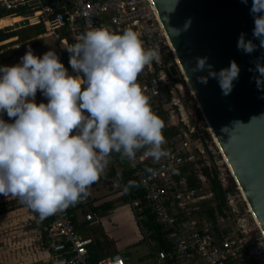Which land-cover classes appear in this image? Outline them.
<instances>
[{
  "label": "clouds",
  "instance_id": "9594fccd",
  "mask_svg": "<svg viewBox=\"0 0 264 264\" xmlns=\"http://www.w3.org/2000/svg\"><path fill=\"white\" fill-rule=\"evenodd\" d=\"M249 14L252 38L241 32L236 42L244 53L264 49V0H251ZM62 48L71 72L54 48L38 56L29 47L17 63L0 64V195L17 198L40 220L85 200L113 152L132 161L146 149L154 163L171 155L163 146L164 122L137 83L160 59L157 48L145 47L132 27L119 33L89 27ZM207 60L195 57L193 71L207 73L197 80L215 78L221 94H229L238 64L231 60L215 70ZM261 60L255 61L258 88L264 86ZM38 91L46 102H36ZM136 186L129 179L122 191Z\"/></svg>",
  "mask_w": 264,
  "mask_h": 264
},
{
  "label": "built area",
  "instance_id": "2783aa9c",
  "mask_svg": "<svg viewBox=\"0 0 264 264\" xmlns=\"http://www.w3.org/2000/svg\"><path fill=\"white\" fill-rule=\"evenodd\" d=\"M0 13H24L25 17L19 16L35 19L42 30L40 37L54 39L59 57L67 66L64 43H74L89 27H103L117 33L132 27L145 47L157 48L160 59L138 74L137 83L149 97L151 110L157 115L163 113L166 127L175 128L173 135L162 133L163 146L171 155L154 163L146 155V149H140L134 160H122L143 193L142 205L139 200L129 202L138 230L147 241L141 250L149 254L144 264H264V237L236 183L235 188L246 204L244 213L239 211L229 193L220 206L203 173L205 167L209 171L214 168L223 186L222 173L216 163L209 162V152L204 146L206 140L198 134L190 114L174 96L179 86L168 68L176 64L175 59L148 0H0ZM168 52L171 58L165 62ZM176 107L179 118L175 115ZM5 119L9 118L5 115ZM217 150L223 163V156ZM116 164L112 162L114 167ZM147 168L154 172L146 171ZM145 210L159 226L164 239V246L152 253L149 233L144 226ZM44 220L45 249L50 264H126L123 253L114 254L118 255L117 259L109 255L90 262L88 246L92 239L79 233L68 208ZM93 220L91 213L84 216V222Z\"/></svg>",
  "mask_w": 264,
  "mask_h": 264
},
{
  "label": "water",
  "instance_id": "95a60500",
  "mask_svg": "<svg viewBox=\"0 0 264 264\" xmlns=\"http://www.w3.org/2000/svg\"><path fill=\"white\" fill-rule=\"evenodd\" d=\"M148 1L175 59L169 73L183 76L264 237V86L258 88L255 80L259 75L255 61L264 58V49L244 53L236 46L241 32L252 38L251 0L247 4L243 0ZM196 56H207L215 70L231 60L238 64V78L229 94H221L215 78L208 77L206 83L197 80L207 73L193 71Z\"/></svg>",
  "mask_w": 264,
  "mask_h": 264
},
{
  "label": "crops",
  "instance_id": "0c3cea01",
  "mask_svg": "<svg viewBox=\"0 0 264 264\" xmlns=\"http://www.w3.org/2000/svg\"><path fill=\"white\" fill-rule=\"evenodd\" d=\"M11 18L12 17H7V19L3 18L6 19V21L5 20L3 21L5 25L0 24V34L4 31H12V32L17 31L14 28L9 29V27L13 25L12 24L13 22H8L7 20ZM13 18H15V16ZM3 19H0V22ZM17 23L22 25L21 21ZM33 24L37 26L35 29L36 31H31L32 33L30 32V34L27 35V37L21 34L20 37L17 35L0 42V51L2 52L1 55L3 54V56L0 58L1 64H4L6 60H9L11 58V55L13 53L12 51L22 50L24 45H26L27 43H32L30 47L32 50L38 51V53L44 52L42 51V45L40 46V44H43L44 41L43 37H39L40 33L38 32L40 28H38L39 26L35 23V21L34 23L33 22L30 23L29 25L32 26ZM18 28L19 27H17V29ZM8 40H11L9 43L11 42L14 43L11 45V47H8L9 43L6 42ZM1 46L5 47V49H3ZM65 67L68 68L67 65H65ZM35 100L36 102H40L42 100L46 102V99L40 95L39 91L36 94ZM118 155L115 154L111 155L108 166L105 168L104 173L101 174L100 178L96 181V183H99V181L105 178L106 173L109 171V165H112V162L115 161L116 163L118 162L124 165L122 159ZM94 184L95 182L91 186L94 187ZM96 187L97 184L95 188ZM112 196L113 197L110 198V200H103V199L90 200L91 198L90 196H88V199L84 200L82 203L83 205L90 204L91 207H95L104 202L115 201L118 197V194ZM117 204L118 203L114 204V206L109 211H112L114 208H116ZM85 211H86L85 214H83V212L81 211L82 217L79 220L80 224L84 223V216L90 213L89 210H85ZM91 214L94 215V220L95 218L96 220H98V216L103 213L100 214L91 213ZM116 215L114 217L118 216ZM92 222L88 223V226H91L93 224L99 225L106 238L112 242L114 251H112V253L109 255H114L119 253L124 254V252L119 250L115 244L116 236L113 229L108 228L107 225H104L103 223H101L100 225V221L96 223H92ZM44 223H45L44 219L40 220L37 213L29 209L25 204L21 203L17 198H13L9 196L6 199L4 196L0 195V264H50L49 253L45 249V240H44V232H43ZM136 230L138 233V237L133 242L134 244H137L136 242H139L142 237L138 228H136ZM84 237H90V236H84ZM138 248L139 249L135 252L140 254H145L147 256L146 259L144 260L145 262L148 259L149 254L143 253L141 251L142 250L141 246H138ZM126 264H129L127 259H126Z\"/></svg>",
  "mask_w": 264,
  "mask_h": 264
},
{
  "label": "rangeland",
  "instance_id": "374dc122",
  "mask_svg": "<svg viewBox=\"0 0 264 264\" xmlns=\"http://www.w3.org/2000/svg\"><path fill=\"white\" fill-rule=\"evenodd\" d=\"M18 14L22 15L23 17L26 16V14L24 13H18ZM27 19L28 18L23 19V21H21L23 22L22 25L17 23L19 21L15 20L12 23L13 25L10 24L11 26L9 27V29L14 28L15 30H17V31H14V33L18 35L19 37L21 36V34L27 37V35H29L31 31H36L35 29L37 27L35 26V24H33L32 26L29 25L32 22L34 23L35 19L30 17L28 19L29 22L25 23L24 20H27ZM4 20L5 19H3L0 22V24H2ZM17 27L19 28L17 29ZM43 40H44L43 44H40V46L42 45V51L45 52L49 48H54L55 51H57L56 44L53 38L43 37ZM12 44L14 43L13 42L9 43L8 47H11ZM31 45L32 43H27L26 45H24L22 50L12 51L13 53L11 55V58L9 60H6L4 64L12 65V64L17 63L19 60V57L23 55L26 49L31 47ZM2 48L5 49V47H2ZM32 51L34 54L38 56L42 54V53H38V51H35V50H32ZM174 78L175 79H173V81L179 86V88L176 89L174 96L179 99L180 104H183L185 112H187L188 115L190 114L189 118L191 120V123L195 125L198 134L201 137H203V131L209 134V139L208 138L205 139L206 143L204 144L206 150L209 152V157H210L209 162L216 163V166L219 169V173H222V184H223L222 187L224 189H229L228 193L234 197L237 208L239 209L241 213H244V210L246 209V204L243 203L239 192L235 188V181L225 169L226 167L222 163L221 157L217 153L218 150L215 144L213 143V138L204 123L205 121L203 120L201 113L199 112V109L197 108L196 103L194 102L195 108L197 110H194V108L192 107V103L188 100V96L190 95V92H189V89L186 87L183 76L180 73H178V75ZM197 112L199 113V116L196 115ZM175 115H177L179 118V112L177 110V107L175 109ZM162 119L164 122V128L167 129L166 127L167 120L165 118H162ZM180 125L181 124L177 125L178 128H180ZM108 174L109 173L107 172L106 173L107 177L105 176V178L99 181V183L95 182L94 187L90 186L89 188V193H90L89 196L91 198L90 200H93V199L110 200V198L113 197L112 195H115L121 192L118 190L119 186L117 185L116 180L113 178V176L108 178ZM96 184H97V187L95 188ZM86 199H88V197ZM118 204L116 205L117 207L114 208L112 211H106L103 214H100L98 216V220H96L95 218V220L92 223H96L100 221V225L101 223H103L104 225H107L108 228L113 229L115 236H116L115 244L119 250L124 252L129 264H143L147 256L145 254L136 253L135 251H137L139 248L137 244L133 243L138 237V233L136 230V228L138 227L135 221V216L133 214L134 213L133 208L131 207L130 202L129 203L119 202ZM90 207H91L90 204H86V205H83L77 211H75V213L77 214L78 220H80L82 217L81 211L86 212L85 210L91 209ZM115 215L117 217H114ZM79 230L81 233L84 232L83 227H80Z\"/></svg>",
  "mask_w": 264,
  "mask_h": 264
},
{
  "label": "trees",
  "instance_id": "16d2710c",
  "mask_svg": "<svg viewBox=\"0 0 264 264\" xmlns=\"http://www.w3.org/2000/svg\"><path fill=\"white\" fill-rule=\"evenodd\" d=\"M19 16L17 14H9V13H0V19L7 18V17H14ZM40 28V27H38ZM8 29V28H7ZM42 30L40 29L38 33L41 34ZM17 36L12 31H4L0 34V42L7 40L11 37ZM14 40V39H11ZM3 56V54H0V58ZM171 58V53L168 52V54L165 56V62H169ZM70 66H68L69 69ZM175 79V78H174ZM188 100L192 103V107L194 110H197L195 108L194 100L192 96H188ZM197 116H199V113H196ZM158 116L162 119L164 116L163 113L158 114ZM163 120V119H162ZM175 128H167L165 129L163 127L162 133L166 136L173 135ZM204 139H209V134L205 131H203V137ZM118 155V153L113 152L111 155ZM119 156V155H118ZM108 178L112 177L116 180L117 185L119 186L118 190L121 191L118 193V197L113 202H104L100 205H97L95 207H90L89 209L90 213H104L106 211H109L114 204L116 203H129L130 200H139L140 204H143V193L138 187H133L130 189L129 192L124 193L122 191L123 185L129 180H133L131 176V171L126 168L125 165H122L121 163L116 164L114 167L113 165H109V171H108ZM203 173L207 176L210 184V188L212 192L215 195L216 200L218 201V204L221 206L223 205L225 201V194L229 192V189H224L220 182L217 180V172L214 168H211L210 171L207 167L203 169ZM83 206L82 202H78L74 206H69V214L72 222L76 225L77 230L80 232L79 228L83 227V233H81L84 236H90L92 238V243L88 246V252H89V261L90 262H97L98 260L106 257L107 255L111 254L113 250V244L111 241H109L104 233L101 230V227L97 224H93L91 226H88V223L90 222H84L79 223V220L77 218V214L75 211L80 209ZM86 212H83L85 214ZM146 214V221L144 222V226L147 229V232L149 233L147 236L150 239V251L151 253L153 251H156L164 246V239L162 232L159 228V226L154 222L153 217L148 213V211L145 210L144 212ZM145 244H147L146 238L143 235L141 240L137 242V246L143 247Z\"/></svg>",
  "mask_w": 264,
  "mask_h": 264
},
{
  "label": "bare ground",
  "instance_id": "6f19581e",
  "mask_svg": "<svg viewBox=\"0 0 264 264\" xmlns=\"http://www.w3.org/2000/svg\"><path fill=\"white\" fill-rule=\"evenodd\" d=\"M7 19V18H6ZM6 19H5V21H6ZM22 21L23 20V18L22 17H19V16H15V18H11V19H9V20H7L8 22H14V21ZM2 25H5V23L4 22H2ZM11 40H8V41H6V42H10ZM5 43V42H4ZM177 62V61H176ZM190 91V90H189ZM205 121V120H204ZM205 123V125H206V127L208 128V130H209V132H210V134H211V136H212V138H213V143L215 144V146L217 147V149H219V151H220V148H219V146H218V144H217V142H216V140H215V138H214V136L212 135V133H211V131H210V128H209V126H208V124H207V122L205 121L204 122ZM220 153H221V151H220ZM222 154V153H221ZM224 159V158H223ZM223 163L224 164H226V166L228 167V165H227V163H226V161H225V159L223 160ZM228 169H229V167H228ZM230 170V169H229ZM231 172V171H230ZM231 175H232V173H231ZM232 177H233V175H232ZM238 189H239V187H238ZM240 190V189H239ZM240 193H241V191H240ZM241 195H242V193H241ZM242 198H243V200L245 201V199H244V197H243V195H242ZM245 203H246V201H245ZM247 204V203H246ZM247 207H248V205H247ZM248 209H249V207H248ZM249 212L251 213V211H250V209H249ZM251 215H252V213H251ZM253 216V215H252ZM253 219H254V217H253ZM255 220V219H254ZM256 222V221H255Z\"/></svg>",
  "mask_w": 264,
  "mask_h": 264
}]
</instances>
